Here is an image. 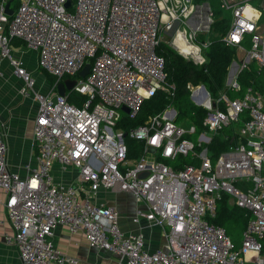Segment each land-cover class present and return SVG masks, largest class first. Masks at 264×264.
<instances>
[{
  "label": "built area",
  "instance_id": "built-area-1",
  "mask_svg": "<svg viewBox=\"0 0 264 264\" xmlns=\"http://www.w3.org/2000/svg\"><path fill=\"white\" fill-rule=\"evenodd\" d=\"M69 1L20 0L9 15L10 0H0V61H10L22 80L21 94L38 104L37 163L26 165V176L9 167L0 120V189L6 193L12 225L4 235L6 242L17 247L23 264H79L53 241L55 228L66 225L72 234L83 232L91 246L117 255L119 264H264L260 94L249 88L243 97L229 99L222 94L213 99L202 84H189L193 100L208 110L206 130L196 140L187 137L196 132L194 125L177 124L173 105L129 131L118 126L125 117L123 107L134 118L157 90L168 89L174 95V85L166 83L165 58L157 53L163 34L174 32L173 46L187 59L200 66L207 62L204 51L209 42L198 41L204 22L201 15H194L195 0H71L67 5ZM250 1L220 0L221 7L233 13L223 41L245 51L249 36L248 61L264 65V0L258 5ZM212 17L210 11L209 25L214 23ZM13 39L36 51L39 68L57 79L50 91L37 89L34 73L11 51ZM183 44L195 49H183ZM87 63L90 72L83 78L79 73ZM237 75L229 86L239 89ZM69 78L76 80L74 87L64 96L56 93L54 88ZM73 91L88 96L82 106L69 101ZM243 112L249 119L239 134L247 143L230 147L214 163L204 146ZM128 136L144 141L139 157L129 158ZM199 147L204 148L198 151ZM188 154L200 165L176 169L169 164ZM55 162L76 168L78 180L58 182ZM100 189L133 193L138 205L133 221L145 219L161 226L164 248L152 251L144 232L124 231L118 210L94 200ZM224 194L250 214L238 247L226 228L211 222Z\"/></svg>",
  "mask_w": 264,
  "mask_h": 264
},
{
  "label": "trees",
  "instance_id": "trees-1",
  "mask_svg": "<svg viewBox=\"0 0 264 264\" xmlns=\"http://www.w3.org/2000/svg\"><path fill=\"white\" fill-rule=\"evenodd\" d=\"M204 1L195 0V3ZM214 25L220 29L221 35L208 39L209 44L204 51L207 62L202 66L187 59L168 43L161 40L157 47V53L165 58L166 83L169 86L174 85V95L168 89L157 90L154 95L143 101L139 112L134 118L125 116L120 121L119 127L124 128L125 131H129V129L145 123L151 115L162 113L168 105H173L178 112L177 120L186 118L195 126L196 132L192 135H187V137L192 140L195 137L196 140L198 134L206 130L204 119L208 110L190 101L191 89L189 84L194 86L205 85L213 99L219 98L222 94H226L229 99L243 97L249 88H252L255 93L264 97V65H260L255 60L247 63L238 73L237 81L240 85L239 89L227 85L229 68L237 58L238 49L237 47L226 45L223 41V36L230 29L231 20L229 18H222L212 23V26ZM248 38L250 37L247 36L245 42ZM12 41L18 46L21 45L20 41H16L15 39ZM45 75L52 84L56 83L57 79L54 76L47 72H45ZM68 99L70 102L82 106L87 101L88 96L73 91L70 94L68 93ZM220 107L224 109V103H221ZM248 119V112H243L237 122H233L213 135L212 141L204 146L208 148L212 159L217 160L222 152L229 150L230 147L237 145L239 142L244 141L247 143V140L240 136L239 129ZM126 143L128 145L129 158H136L142 154L145 146L144 141L128 136ZM204 147H199L197 150L202 151ZM170 164L178 169L184 164L199 166L200 160L194 159L191 154L179 155L175 160L170 161ZM227 202L228 199L226 200L224 197L220 199L217 205L216 217L211 219V222L226 228L229 236L232 237L231 239L238 247L239 245L234 240L231 230L239 227L244 232L250 219V214L235 205L233 209H230Z\"/></svg>",
  "mask_w": 264,
  "mask_h": 264
},
{
  "label": "crops",
  "instance_id": "crops-1",
  "mask_svg": "<svg viewBox=\"0 0 264 264\" xmlns=\"http://www.w3.org/2000/svg\"><path fill=\"white\" fill-rule=\"evenodd\" d=\"M9 3L14 12L20 0H10ZM15 40L20 41L21 45L18 46L13 41L11 42V46L14 48L13 54L22 59L24 66L33 72V69L27 65L26 56L35 52L34 58L38 63L37 52L29 49L22 40ZM238 60L242 61V59L236 58L229 68L227 84H230V78H234L240 72L243 64H239ZM236 66H238V69ZM0 69L3 72V75H0V120L4 124L3 131L8 144V163L12 171L26 176V165L35 166L37 163L38 149L34 138V123L38 114V104L31 97L21 94L22 80L14 72V68L8 59L0 61ZM33 73L35 74V72ZM9 77L10 79L14 78L16 83L8 81ZM45 78L42 82L37 80V89L41 92H48L55 85L47 77ZM54 91L58 93V86L54 88ZM53 174L58 182H76L79 177L76 168L72 166L62 167L59 162H55ZM94 200L98 203L113 206L118 210L120 224L124 231L144 232L150 250L164 248L166 238L161 226L149 223L145 219L140 223L133 221V216L138 207L133 193L122 190L100 189ZM5 202L6 193L3 189H0V264H23L17 247L7 243L4 237L5 233L12 231ZM140 206L145 207L143 204ZM53 241L63 253L78 258L79 264H119L117 255L91 246L83 232L72 234L66 225H58L55 228Z\"/></svg>",
  "mask_w": 264,
  "mask_h": 264
},
{
  "label": "rangeland",
  "instance_id": "rangeland-1",
  "mask_svg": "<svg viewBox=\"0 0 264 264\" xmlns=\"http://www.w3.org/2000/svg\"><path fill=\"white\" fill-rule=\"evenodd\" d=\"M250 2L253 5L259 4V0H251ZM194 5H195L194 15H196V16L201 15L203 17V22H204L203 26H202L203 29L200 30V32H199L198 41H205V40L211 39L215 36L221 35L220 29L215 27V25L214 26H212V24L209 25L210 21L207 20V16L210 13V11H212V13H213L212 19L214 22L218 21L222 18H229L230 20H232V18H233L232 11L228 10V9H223L220 5V0H205L204 2H198V3L196 2ZM188 29H189V26H188ZM173 36H174V32L163 34L162 35V41L165 43H168L171 47H173L176 50V48L173 46V43H172ZM10 47H11V51L13 52V50H14L13 46H10ZM251 48H252V43H251L250 38H248V40L244 43L245 51H242L241 49L237 50V54H238L237 59H242L241 62L239 60L237 61L239 64H243V62L249 63L251 61V60L248 61V52L251 50ZM34 53H30L28 56H26V62H27L28 67L32 68L33 72H35L34 75L37 78V80L39 82H42V81H44V79H46L45 78L46 77L45 71L41 68H38V63L35 61ZM31 57H33V58H31ZM7 80L12 82V83H16L14 81L15 80L14 78L10 79V77H9ZM227 85L229 86V84H227ZM190 101L192 103L198 105L193 100L192 95L190 96ZM122 113L124 116H128L124 110L122 111ZM190 122L191 121L189 119H186V118L185 119L180 118L177 120V124L179 126H182V125L189 126L191 124ZM193 140H195V137L193 138ZM212 161L214 163L216 162L215 159H212ZM223 197L226 200L228 199L227 205L230 209H233L234 205L230 202L231 197L228 196L227 194H224ZM218 202H220V200ZM231 231H232L231 233H232L233 238L236 241V243L238 245H241L242 241H243L242 230L239 227H236V228H233V230H231Z\"/></svg>",
  "mask_w": 264,
  "mask_h": 264
},
{
  "label": "water",
  "instance_id": "water-1",
  "mask_svg": "<svg viewBox=\"0 0 264 264\" xmlns=\"http://www.w3.org/2000/svg\"><path fill=\"white\" fill-rule=\"evenodd\" d=\"M71 4V0L68 2V4L67 5H70ZM7 13L9 14V15H13V10L10 8V3H8L7 4ZM235 64V63H234ZM236 65H237V63H236ZM90 68H91V63H87L85 66H84V68L80 71V73H79V75L81 76V77H86L88 74H89V72H90ZM236 68L238 69V66H236ZM233 74V73H232ZM232 79H233V77L232 78H230V81H229V83L232 81ZM75 83H76V80L75 79H71V78H69V79H65V81L63 82V83H60L59 85H58V94L59 95H61V96H64L65 94H66V91L68 90V89H72L73 87H74V85H75ZM202 86V88L207 92V88L205 87V85H201ZM208 94L206 93V96H207ZM193 99H194V97H192ZM198 105H200V104H198ZM123 110L126 112V113H129L130 112V109L128 108V107H123ZM178 118V116L176 117V119ZM149 150H151V151H154V149H152V148H150ZM143 177H145V176H147V174L145 173V174H143L142 175Z\"/></svg>",
  "mask_w": 264,
  "mask_h": 264
},
{
  "label": "bare ground",
  "instance_id": "bare-ground-1",
  "mask_svg": "<svg viewBox=\"0 0 264 264\" xmlns=\"http://www.w3.org/2000/svg\"><path fill=\"white\" fill-rule=\"evenodd\" d=\"M183 49H195L194 47H190L189 45L183 44L181 46ZM189 51V50H188Z\"/></svg>",
  "mask_w": 264,
  "mask_h": 264
}]
</instances>
